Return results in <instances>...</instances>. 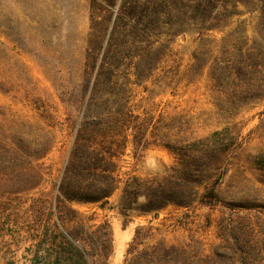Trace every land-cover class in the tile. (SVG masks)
<instances>
[{"label": "rangeland", "instance_id": "obj_1", "mask_svg": "<svg viewBox=\"0 0 264 264\" xmlns=\"http://www.w3.org/2000/svg\"><path fill=\"white\" fill-rule=\"evenodd\" d=\"M80 249L264 264V0H0V264Z\"/></svg>", "mask_w": 264, "mask_h": 264}, {"label": "trees", "instance_id": "obj_2", "mask_svg": "<svg viewBox=\"0 0 264 264\" xmlns=\"http://www.w3.org/2000/svg\"><path fill=\"white\" fill-rule=\"evenodd\" d=\"M90 160V157H87V161ZM90 166V163H88V167ZM91 167V166H90ZM108 185V186H107ZM109 183H104V181H95V182H89L86 184L87 186V194L84 198V201L87 202H98L103 200L105 197H107L109 194H107V191H105L106 187H109ZM107 190V189H106ZM60 235L64 238L66 244L69 248H71V252L78 251L75 241L76 236H74L73 232H66V235L60 232ZM80 253L83 255H87V258L84 259L85 264H90L89 257L91 256L90 253H86L85 250L80 249ZM75 260L73 259V255L70 253L65 254L62 259L58 260V264H75Z\"/></svg>", "mask_w": 264, "mask_h": 264}]
</instances>
